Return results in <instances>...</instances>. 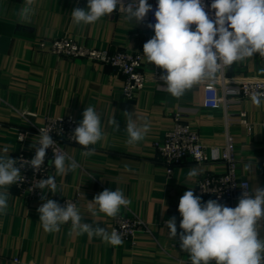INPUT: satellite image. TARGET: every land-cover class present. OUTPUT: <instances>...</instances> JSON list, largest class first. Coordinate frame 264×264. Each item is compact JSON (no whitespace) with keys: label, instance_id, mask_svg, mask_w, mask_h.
Returning a JSON list of instances; mask_svg holds the SVG:
<instances>
[{"label":"crops","instance_id":"1","mask_svg":"<svg viewBox=\"0 0 264 264\" xmlns=\"http://www.w3.org/2000/svg\"><path fill=\"white\" fill-rule=\"evenodd\" d=\"M23 3L24 0H0V151L7 146L8 155L15 159L20 151H30L37 141L36 135L29 133L20 142L16 137L18 128L41 124L50 115L72 114L81 122L85 108L94 107L101 115L103 139L90 148L93 151L89 156L82 155V148L66 147L78 164L75 171L58 176L51 161L50 171L64 196L83 193L78 208L83 222L111 233L114 218L98 209L93 216L88 204L105 189L119 188L131 201L120 212L133 211L149 225L150 231L142 230L134 243L122 240L119 246H111L98 237L77 235L70 223L61 226L57 233H46L37 211L46 200H29L14 184L8 189L11 195L7 214L0 215V264H191L188 253L179 246V238L169 235L166 223L175 217L177 231H181L178 205L188 189H193L203 202L214 200L197 193L198 182L206 175L225 172L226 165L222 161L186 162L169 176L159 161L156 142L174 126L175 112L181 108L186 110L185 121L200 133L210 152L212 147L225 145L229 131L240 161L239 177L250 182L252 194L257 187L264 188V102L257 107L250 99H243L227 108H209L204 105L201 83L177 99L159 89L154 81H149L134 99H126L122 94L124 76L113 66L58 56L38 49L37 43L68 34L90 47L143 50L154 36L144 22H129L123 11L115 10L95 24L75 25L71 12L86 8L87 1L80 6L79 0H36L31 22L21 24L17 22V12ZM156 67L144 57L146 73L151 74ZM261 68L264 59L257 53L228 67L226 76L236 81L264 80ZM124 111L134 112L138 123L147 120L150 124L145 138L134 146L126 144ZM241 111L246 112L251 129L235 120ZM112 114L119 124L118 131L108 123ZM193 167L199 174L190 178L187 173ZM221 204L235 208L238 201ZM258 232L264 238V220L260 221Z\"/></svg>","mask_w":264,"mask_h":264},{"label":"clouds","instance_id":"2","mask_svg":"<svg viewBox=\"0 0 264 264\" xmlns=\"http://www.w3.org/2000/svg\"><path fill=\"white\" fill-rule=\"evenodd\" d=\"M35 4L36 0H24L17 12L18 23L31 22ZM118 6L125 20L136 24L152 11L148 0H132L127 5L124 0H87L86 8L78 7L71 12L72 21L75 25L95 24ZM210 7L214 10L212 18L202 0H157L156 23L148 24L154 36L143 45V56L148 63L165 70L166 74L160 79L174 98H181L195 84L222 75L227 67L253 58L254 54L264 59V0H212ZM260 71L264 74V68ZM250 100L259 107L264 102V92L252 93ZM82 115V121L70 138L82 146V155L89 156L93 151L89 146L103 139L101 115L92 106L86 107ZM123 116L126 144L134 146L145 138L150 124L147 120L138 123L134 112L124 111ZM108 123L118 131L114 114ZM38 137L28 167L39 171L44 165L46 150L51 148L56 175L65 176L76 170L78 164L57 146L46 128H40ZM8 152L7 146L0 151V215L7 214L11 195L8 189L22 179L17 160ZM198 174L195 167L187 173L190 178ZM35 188L45 194L41 199L46 202L37 209L44 232L57 233L61 226L70 223L72 232L77 235L86 234L89 239L98 237L111 246L122 244V236L116 230L109 233L105 228L83 222L75 204L61 206L46 198L47 193L58 191L55 176L40 179ZM130 203L121 189H105L89 202L88 211L95 216L98 209L107 217L115 218L121 208ZM178 211L182 217L181 231H177L175 217L169 219L166 226L172 238H179V246L188 253L191 264H264V238L258 232L260 221L264 220V188L259 186L252 194L244 191L235 208L217 200L203 202L193 189H188L180 198Z\"/></svg>","mask_w":264,"mask_h":264},{"label":"built area","instance_id":"3","mask_svg":"<svg viewBox=\"0 0 264 264\" xmlns=\"http://www.w3.org/2000/svg\"><path fill=\"white\" fill-rule=\"evenodd\" d=\"M79 1L80 6H82L83 1L87 0ZM131 2L132 0H124L125 5ZM148 3L152 6V11L147 13L142 22L146 24L149 31L154 32L148 27V24L156 23L154 12L157 0H148ZM202 3L205 5V11L212 18L214 15V10L210 7L212 0H202ZM117 11H119V6ZM192 28L194 29L195 25ZM37 48L58 56L81 58L113 66L124 76L122 94L129 100L134 99L136 94L143 90L149 81H154L159 89L166 90L164 88L166 86L165 82L160 79L162 75L166 74L165 70L156 67L151 74L143 70L144 56L142 49L135 51H110L108 49L90 47L78 43L73 36L68 34L56 36L48 40L42 39L38 41ZM227 68L222 75L217 74L215 78L205 79L200 82L203 87L204 105L206 107L218 108L223 106L227 108L233 103H240L243 99H250L254 92H264L263 79L246 78L236 81L226 76ZM185 111V109L181 108L175 112L174 126L166 130L162 138L156 142L157 151L160 156L159 161L166 168L168 175L170 176L175 168L186 162L202 164L210 161H222L226 165V171L217 175L209 174L200 179L196 189L197 193L212 197L219 203L238 201L241 194L246 190H249L251 194L250 182L239 177L238 168L240 161L235 152L234 136L227 131L225 145L222 148L212 147L210 152L203 143L200 133L188 121H185ZM27 114L29 113H23L25 116ZM235 120L245 125L248 129L252 127L246 118L245 111H241ZM79 123L80 121L72 114L61 116L50 115L41 124L37 125L33 123L31 124V128H18L16 137L20 142H24L29 133H34L37 138V144L40 128H46L50 132L52 139L57 143V146L70 156L66 147L76 146L82 148L81 145L70 138L75 128L79 126ZM1 125L2 123L0 122V127ZM262 127L264 129V122H262ZM21 136H24L23 140H21ZM34 146L30 151H20L15 158L18 166L21 168L22 177L15 185L27 199L40 200L41 196L45 194L40 189L35 188V186L40 179L54 176L50 171V161L53 159L54 153L51 148L47 149L44 165L39 171H35L28 167V161L35 154ZM91 147L89 146V148ZM55 180L58 185V191L55 194L47 193L46 198L58 202L61 206H64L65 203H71L79 208L84 198L83 193L78 192L74 196H64L60 191L59 181L56 178ZM245 185L247 188L243 187ZM113 230H116L122 236V240L134 243L137 234L142 230L150 231V227L136 213L127 211L119 212L117 217L114 218Z\"/></svg>","mask_w":264,"mask_h":264}]
</instances>
